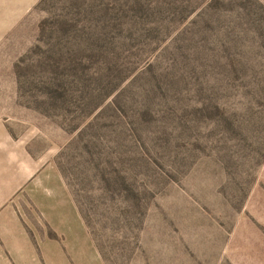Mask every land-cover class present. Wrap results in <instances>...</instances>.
Segmentation results:
<instances>
[{
    "label": "rangeland",
    "instance_id": "obj_1",
    "mask_svg": "<svg viewBox=\"0 0 264 264\" xmlns=\"http://www.w3.org/2000/svg\"><path fill=\"white\" fill-rule=\"evenodd\" d=\"M23 140L72 196L57 264H264V0H0Z\"/></svg>",
    "mask_w": 264,
    "mask_h": 264
},
{
    "label": "crops",
    "instance_id": "obj_2",
    "mask_svg": "<svg viewBox=\"0 0 264 264\" xmlns=\"http://www.w3.org/2000/svg\"><path fill=\"white\" fill-rule=\"evenodd\" d=\"M29 140L19 148L22 158L9 157L0 142V264H57L58 248L51 233L71 231L72 196L54 162L35 156ZM35 233L47 235L33 241ZM57 246V247H56ZM59 264H69L66 253Z\"/></svg>",
    "mask_w": 264,
    "mask_h": 264
}]
</instances>
